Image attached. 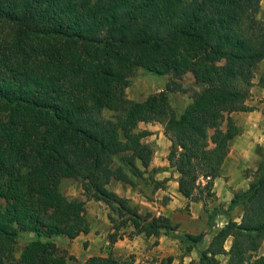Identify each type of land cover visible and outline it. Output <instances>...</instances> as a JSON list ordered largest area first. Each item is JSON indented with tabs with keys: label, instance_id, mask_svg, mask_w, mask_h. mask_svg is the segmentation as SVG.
<instances>
[{
	"label": "trees",
	"instance_id": "obj_1",
	"mask_svg": "<svg viewBox=\"0 0 264 264\" xmlns=\"http://www.w3.org/2000/svg\"><path fill=\"white\" fill-rule=\"evenodd\" d=\"M261 0H0V264H67L52 237L89 231L85 203L61 182H81L110 212V242L164 234L202 246L199 264H264V154L247 189L228 205L239 221L179 231L164 215L140 214L107 184L134 185L153 155L139 122L157 121L170 140L167 155L178 191L190 202L215 196L213 180L240 134L232 113L246 104L254 69L264 59ZM138 68L171 74L165 88L133 100L126 88ZM199 89L177 114L168 93ZM113 112L106 117L103 110ZM139 162L140 165L137 164ZM154 181V186H159ZM32 234L16 257L20 235ZM229 242L228 248L226 243ZM168 256L159 264H168ZM83 264H133L111 254ZM141 264V263H139ZM153 264V263H149Z\"/></svg>",
	"mask_w": 264,
	"mask_h": 264
},
{
	"label": "crops",
	"instance_id": "obj_2",
	"mask_svg": "<svg viewBox=\"0 0 264 264\" xmlns=\"http://www.w3.org/2000/svg\"><path fill=\"white\" fill-rule=\"evenodd\" d=\"M165 85L164 83L160 91L165 88ZM190 101L191 97H188V101L177 114H180ZM239 114L244 119L237 122L232 113L235 123L240 128V134L230 140L229 152L221 166L220 175L213 180L212 189L215 196L209 205L212 209L215 207L224 208L230 203L234 193L247 189L251 177L244 175V171L255 170L261 160L258 146L264 144V128L258 122H251V118L254 116L251 111H239ZM139 127L151 132L143 141L147 142L155 139L154 146H152L154 151L150 164L143 176L136 178L130 175V177L134 184L137 180H142L152 188L148 191L144 190V193H142L133 190L134 185L114 179L107 184V187L119 196L127 198L129 204L136 207L140 214L151 212L155 215L167 216L172 222L179 224V231L192 234L205 231L208 228V211L201 201L190 202V211L180 212L177 210L186 202V199L178 191V172L174 167L170 166L167 159L171 142L165 135L162 124L157 121L139 122ZM137 164L140 165L139 162ZM154 181L160 183L158 187L154 186ZM148 196H151V198ZM162 196L168 197L167 202L164 204L157 201V198ZM85 205L87 206L86 217L89 222V231L87 233H81L72 239L63 235L52 237L57 247L63 252L66 251V253L64 252L66 257L70 255L74 257L73 262L72 259H67V264H83L91 256H107L111 254L118 259V257L123 258L134 253L137 254L138 258L134 260L133 264H139L140 262L141 264H149L151 262L144 258H153V256L159 259L160 256H171L172 260L168 264H195L199 260V251L207 246L211 238V234H207L202 246L193 247L190 250H186L187 245L180 242L177 238H170L164 234L158 237H145L140 234L132 239L124 236L121 239L110 242L108 233L111 231V223L108 219V210L105 204L102 201L91 198L86 201ZM92 205L96 206V209H91ZM241 210L240 206H236L228 214L219 211L216 215L221 217L218 219L214 218L211 223L217 228L225 224L228 219L237 221L241 216V214L239 215ZM29 235L31 236L32 234ZM147 241H151L154 244L147 248ZM20 251L21 249L16 257L19 256ZM159 262L160 260L154 264H159Z\"/></svg>",
	"mask_w": 264,
	"mask_h": 264
},
{
	"label": "rangeland",
	"instance_id": "obj_3",
	"mask_svg": "<svg viewBox=\"0 0 264 264\" xmlns=\"http://www.w3.org/2000/svg\"><path fill=\"white\" fill-rule=\"evenodd\" d=\"M260 5H261V11L264 12V0H261ZM191 75L192 74L187 73L181 79L182 86L187 89L185 92H170V93H168L169 101H170V103H171V105L174 108L176 113L178 111H180V109L188 101V97L191 96V93L193 91L199 89V86L196 85L194 83V81L192 80L193 77ZM171 79H172L171 74H167L165 76L160 77V76L149 74L148 72H146L142 68H138L135 71L133 77L131 78L130 85L125 90L126 95L129 98L136 99L138 101L144 100L147 96H149L153 93L159 92L160 89L163 88V84L164 83L166 84ZM246 104L253 107V110H251V112L254 116L251 118V122H258V124L262 128H264V59L261 60L257 64L256 68L254 69L252 86L250 88V96L246 100ZM103 114L106 117H110V116H112L113 112L108 110V109H105V110H103ZM233 115L235 116V121H237V122H240L244 119L243 116H241L239 114V111H237L236 113H233ZM137 129L139 130L142 128L137 127ZM154 141H155V139L149 140L146 143L150 144L151 146H154ZM263 143H264V141H263ZM258 152L260 153V156H261L260 158H262V155L264 154V144L258 146ZM245 171H244V175H245ZM248 171H249L248 173L250 174V172H252L254 170H248ZM60 187H61L62 192L69 199L82 200V201H84L85 204H86V201L88 199H91L88 197V194L84 191V188L82 187L81 182L78 180H75L72 178L64 179V180H62ZM150 188H152V187H149L147 185V183L143 182L142 180H137L133 186V190H137V191H140L142 193H144V190L148 191ZM148 197L151 198V196H148ZM167 199H168L167 196H162L161 198H157V201L161 204H164L167 202ZM213 199H214V197L211 199H208L206 201V207H207L206 210L208 211V214L209 213L213 214L212 220L214 218L218 219L221 217V216L218 217V215H216L219 211L214 214V209H217L219 207H215L214 209L209 207V205L211 204V201ZM189 206H190V203H189V205H187V202H185L182 204V206L179 209L177 208V210H179L180 212H187V211H190ZM86 207L87 206L85 205V210L87 209ZM105 207L109 213L110 210L106 204H105ZM90 208L96 209V206L92 205ZM240 214H242V210L239 213V215ZM239 219L237 221H239ZM217 228H219V227H217ZM32 238H33V236L32 235L30 236L29 234H23V235H20L18 237L17 243H16V251H15L16 256L18 255L19 250L22 249L24 244H26ZM147 242H148L147 248L154 244V243L152 244L151 241H147ZM228 246H229V242L226 243L227 248H228ZM59 251L63 252V250H60V249H59ZM64 252L66 253V251H64ZM258 253L264 254V248L262 247L258 251ZM70 256H72V255H70ZM136 258H138V256L135 253L130 254L129 256H126L123 258L118 257L119 260H126V261H131V262H134V260H136ZM166 258H167V256H160V259L153 256V258L147 257L144 259L148 260L149 262L154 264L155 262H158V260H160V262H161V261H164ZM71 259L73 262L74 257ZM220 259H221L220 264H224L226 258L221 257ZM195 264H199V260L196 261Z\"/></svg>",
	"mask_w": 264,
	"mask_h": 264
}]
</instances>
